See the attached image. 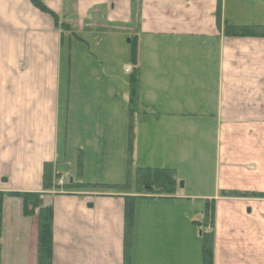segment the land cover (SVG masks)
I'll return each mask as SVG.
<instances>
[{
  "label": "crops",
  "instance_id": "obj_1",
  "mask_svg": "<svg viewBox=\"0 0 264 264\" xmlns=\"http://www.w3.org/2000/svg\"><path fill=\"white\" fill-rule=\"evenodd\" d=\"M44 2L77 34L92 26L107 28L109 20L130 30L124 33L137 38L138 51L142 43L138 97L141 87L142 97L147 89L161 92L162 100L150 95L144 104L181 124L178 131L163 133L167 138L158 149L174 151L180 161L193 158L191 185L211 181L213 187L188 192L187 180L179 185L177 170L173 195L105 189L84 173L71 177L68 182L78 184L74 191L42 196L43 206L53 207L52 264H126V196L135 197L129 264H203L202 235L211 230L214 264H264V196L259 195L264 194V36L225 33L227 23L264 25V0ZM94 11L102 16L99 22ZM73 38L31 0H0V192H43L46 162L55 163L56 171L62 160L72 168L106 162L97 157L108 140L100 103L83 115L95 118L91 143L97 147L91 157L86 149L77 156L59 149L64 105V121L75 120L69 77L74 55L66 48ZM149 62L153 74L144 67ZM128 96L130 104V84ZM135 143L131 154L138 158ZM17 199L4 197L1 264H38L37 214L23 216L21 199L12 223L10 207ZM207 207L214 210L213 224L205 217Z\"/></svg>",
  "mask_w": 264,
  "mask_h": 264
},
{
  "label": "rangeland",
  "instance_id": "obj_2",
  "mask_svg": "<svg viewBox=\"0 0 264 264\" xmlns=\"http://www.w3.org/2000/svg\"><path fill=\"white\" fill-rule=\"evenodd\" d=\"M91 14L93 15V18H96V22H99V19L97 18L102 17L99 14V11H94ZM112 23L114 27H110ZM100 27L92 26L89 30H80L78 36L83 39L82 42L78 41V39H80L78 37H76V39L73 38L70 41L67 40L68 42H66V48H69L74 55L72 61L73 67L69 77L72 76V79L70 80L71 99L73 97L72 103L70 104V113L75 120H71L69 123L64 121L63 114L66 115L67 109L64 105L62 115L60 116L58 130H60L59 149L61 153L64 152V149H69L68 156H77V152L81 153L83 151L82 149H86L85 154H89L88 158L91 157V149H96L95 147H97L92 146L91 143V138L93 137L91 126L93 125L92 121H94L95 118L93 116L86 118L84 116L83 118V115L86 108L88 106L91 107L92 103L94 106H97L99 103L105 105L104 119L106 122L103 124H105L108 131V140L104 147L103 144L99 147L101 153L97 154V157L99 160L106 162L105 164L95 165V167H90V162L89 164L88 162H85V167L76 163L72 168L67 162L63 164L65 160H62V163L58 167V171L64 175V183H67L68 179L70 180L71 177L77 178L84 173V178L87 180H95L94 182L100 186L105 184H119L124 186V189L130 188L129 190H136L138 167L166 166L168 168L177 166V169L175 170H177V173L182 178L179 185L184 182V179L188 182V186L185 189L186 191L201 193L203 191L209 192L210 188L213 189L211 181L207 184L208 186L191 185L192 180L196 181V177L193 173V158L187 161H180L182 158L180 159L179 154L174 151H169V149H158L167 138L166 134L163 133L165 131H169L170 133L171 129L173 131H178V126L181 125L179 122L164 120L163 114L158 115L152 106L144 104V101L147 100L146 97L150 95H155L158 100H162V93L147 89L145 90L146 97H142L144 90L141 87L139 97L137 94V113L135 112L134 114L133 107L129 110L130 104L128 102V95L130 73H126L125 69L130 63L132 41L129 40H131L132 37L130 34L124 32L130 33V30L127 31L122 22L118 23L109 20H107V28L102 27V29ZM70 46H72L71 49ZM139 52L140 55L142 52L144 54L146 52V49L143 50L142 43L139 45ZM142 60L145 63L147 58ZM93 67L96 68L94 72L91 71ZM144 67L148 70L152 69L153 74V64H150L149 62L147 66ZM63 75V79L65 80L66 77H68L67 67L64 68ZM144 82L146 83V80H144ZM100 83H103L105 86H99ZM114 89L117 91H114ZM116 92L118 94H116ZM170 92L172 91H167V93ZM65 93H67V91ZM166 95L168 96L169 94ZM86 98H88V101H86ZM131 109L133 111H131ZM68 124L69 128H67ZM130 126L131 133L129 132ZM104 131L105 130L103 129L102 132ZM102 137L103 133H101L99 141L102 140ZM130 138L132 141L136 140V146L139 145L138 158L136 156L133 158L132 154L130 155L128 153V143ZM172 139L177 140L175 137H172ZM122 149H127V152L122 154ZM174 150L178 152V149ZM104 151L105 153H102ZM85 154H83V156ZM123 163H127L125 169H122ZM68 170L69 172H67ZM127 170L131 171L130 182ZM5 178L7 179V177H3L2 180ZM209 179L210 177L207 178L208 181ZM70 191L71 190L65 188L63 190L61 188L54 190V192ZM21 199L15 200L17 201L16 206L13 204L12 207H10L12 223L16 220V211L18 212L17 205L18 203H21ZM200 201L201 205L206 204L205 201ZM23 216L31 217L25 215L24 211ZM37 223H39L38 217Z\"/></svg>",
  "mask_w": 264,
  "mask_h": 264
},
{
  "label": "trees",
  "instance_id": "obj_3",
  "mask_svg": "<svg viewBox=\"0 0 264 264\" xmlns=\"http://www.w3.org/2000/svg\"><path fill=\"white\" fill-rule=\"evenodd\" d=\"M32 3L40 9L42 12L49 14L55 21L56 25L62 29L64 34L74 35V38L78 36L71 27L62 22L60 23V17L57 13L51 10L43 0H31ZM227 35L234 36H264V25H234L232 23L226 24ZM82 40V38H80ZM132 49L130 51V62L132 63V70L129 76L130 84V108L133 107L134 114L137 113L136 102L137 94L139 91V78H140V65L138 60V46L137 38L132 37ZM131 111H133L131 109ZM131 133V126L129 128ZM133 141L130 138L128 143V153H132ZM131 159V158H130ZM131 163V161H130ZM137 191L138 193L144 194H162V195H173L177 193L178 189V178L176 176V170L174 168L166 167H138L137 168ZM129 182L131 180V171L127 170ZM62 173L56 171L55 163L46 162L44 164L43 170V192H10L3 193L0 192V264H1V237H2V223H3V211H4V197L5 195H12L15 197H20L23 200V211L27 216H33L37 214L39 219V236H38V264H52L53 258V207L41 205V199L45 191L59 189L57 181L60 179ZM95 186H100L95 184ZM105 189L113 190H129L124 189L122 185L119 184H105L101 185ZM127 187V186H126ZM63 188L67 190H72L73 188H78L77 183H66ZM226 194V193H224ZM240 194V193H239ZM242 195V194H241ZM264 196V194H259ZM135 197L126 196L125 203V220H126V239H125V256L126 264H129V249L127 234L131 232L133 225L134 216V199ZM209 205V204H208ZM37 211V212H36ZM206 219H210L213 224L214 210L207 207ZM203 264H214V234L211 230L210 232H203Z\"/></svg>",
  "mask_w": 264,
  "mask_h": 264
},
{
  "label": "water",
  "instance_id": "obj_4",
  "mask_svg": "<svg viewBox=\"0 0 264 264\" xmlns=\"http://www.w3.org/2000/svg\"><path fill=\"white\" fill-rule=\"evenodd\" d=\"M7 179L5 178L4 181H6ZM181 186H182V183H181ZM42 202V201H41Z\"/></svg>",
  "mask_w": 264,
  "mask_h": 264
}]
</instances>
